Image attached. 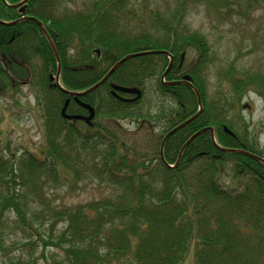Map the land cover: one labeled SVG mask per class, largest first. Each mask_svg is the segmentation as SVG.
<instances>
[{
	"label": "trees",
	"instance_id": "obj_1",
	"mask_svg": "<svg viewBox=\"0 0 264 264\" xmlns=\"http://www.w3.org/2000/svg\"><path fill=\"white\" fill-rule=\"evenodd\" d=\"M22 1L0 0V98L15 102L28 88L40 110L42 143L34 151L0 153V264H185L191 246L192 264H264V143L228 118L246 88L264 99V76L231 79V102H209L210 46L187 28L183 7L169 17L149 13L150 26L138 31L129 26L136 19L129 0H95L86 10H68L65 2L73 0H27L20 12L15 5ZM37 23L46 28L58 60ZM188 49L195 54L185 55L181 75L190 77L200 105L191 86L163 82L177 79L180 55ZM148 51L167 55L127 60L110 77L138 88V101L116 100L105 82L78 98L95 111L90 123L63 119L67 99V115L85 117L86 111L49 80L58 65L59 86L77 93L125 56ZM168 55L174 64L163 78ZM150 89L155 98L147 103ZM167 101L174 108H166ZM199 108L160 153L165 136ZM123 120L138 129L147 124L156 141L151 158L131 157L119 136ZM209 128L216 144L207 130L200 133L176 165L188 139ZM225 173L231 181L226 186L220 182ZM87 181L111 193L72 205H51L42 196Z\"/></svg>",
	"mask_w": 264,
	"mask_h": 264
},
{
	"label": "rangeland",
	"instance_id": "obj_2",
	"mask_svg": "<svg viewBox=\"0 0 264 264\" xmlns=\"http://www.w3.org/2000/svg\"><path fill=\"white\" fill-rule=\"evenodd\" d=\"M91 2L95 0L66 1L65 5L68 10H86ZM178 6L184 8L187 28L203 34L210 46L209 62L205 70L209 102L224 99L231 102V79L253 77L255 74L264 76V0H129L128 9L136 17L129 26L138 31L141 27L148 28L149 13L169 17ZM147 13L148 23L144 24V15ZM151 33L157 34L154 30ZM185 54L187 59H191L195 53L188 49ZM246 89L236 110L228 113V118L236 123L237 130L246 127L248 133L257 135L263 145L264 99L256 90ZM151 92L153 89L148 91L147 103L152 97L155 98ZM15 102L9 97L0 98V153L7 152L6 155L16 150L21 153L25 148L34 151L42 143V119L34 95L27 87H23L15 97ZM165 106L174 108L168 101ZM238 115L240 119H234ZM121 126L123 134L119 133V136L130 150L131 157L138 160L143 156L151 158L156 141L147 134V124L138 129L136 122L123 120ZM160 130L157 125L154 133ZM220 182L224 186L231 184L228 173L221 177ZM236 185L233 182L232 187ZM54 190L56 192L45 190L42 195L51 205H72L111 193L106 186L88 181L75 188L66 185ZM193 254L194 247L191 246L185 264L193 263ZM35 259L41 262L39 252Z\"/></svg>",
	"mask_w": 264,
	"mask_h": 264
},
{
	"label": "water",
	"instance_id": "obj_3",
	"mask_svg": "<svg viewBox=\"0 0 264 264\" xmlns=\"http://www.w3.org/2000/svg\"><path fill=\"white\" fill-rule=\"evenodd\" d=\"M20 5V4H19ZM19 5H15V7H18ZM1 24V22H0ZM40 28L43 30L44 34L46 35L42 25L40 23H38ZM47 39L49 41V44H50V47L51 49L53 50L54 52V55L56 57V59L58 60V56H57V53L55 51V48H54V45L53 43L51 42V40L49 39V37L47 36ZM153 54H166V52H141V53H135V54H131V55H127L126 57H124L123 59H121L120 61H118L111 69L110 71L105 75V77L100 81L98 82L97 84H95L94 86L90 87L89 89L85 90V91H82V92H68L66 90H63L60 86H59V73H60V66L58 65L57 67V72L55 74V76H52L50 75V81L51 82H55V86H57L63 93H65L66 95L70 96V97H73L74 100L78 103L79 106H81L83 109L87 110L88 112V116L86 117H82V116H69L65 113L66 111V108L68 106V103H69V100L67 99L64 103V106L61 110V116L63 117V119L65 120H68V121H77V120H82L86 123H90V121L94 118L95 116V113H94V110L92 107H90L89 105H86V104H83L81 102L78 101V98L79 97H82V96H85L86 94H89L91 92H93L94 90H96L99 86H101L102 84H104L108 78L112 75V73L120 66L122 65L125 61L127 60H130V59H133V58H137V57H142V56H148V55H153ZM183 59H184V54L181 55V60H180V66L183 62ZM171 63H172V60H171ZM170 63V65H171ZM170 65L169 67L167 68L165 74L169 71L170 69ZM190 77L189 76H184L183 79H182V82L187 84V85H190ZM191 86V85H190ZM112 89H113V92H118V93H122V94H126V95H135V98L133 99V101H137L140 99L141 97V92L136 89V88H126V87H121V86H116V85H112ZM194 90V89H193ZM195 91V90H194ZM196 93V96H197V101H198V104L200 105V98L198 96V93L197 91H195ZM122 100V99H121ZM124 102H130V101H126V100H122ZM201 113V108H199L198 112L193 116L191 117L190 119H188L187 121H185L184 123L178 125L177 127H175L173 130H171L166 136L165 138L163 139L162 141V145H161V152L162 153V147H163V144L164 142L172 135L174 134L176 131L180 130L181 128H183L184 126H186L187 124H189L190 122H192L193 120H195ZM208 131L210 133V137L212 139V141L215 143V140H214V135H213V131L211 128L209 129H204L202 131H199L197 133H195L193 136H191L188 141L184 144V146L182 147L181 149V152H180V155L178 157V160H177V163L176 165L178 164L179 162V159L181 157V153L183 152V150L188 146V144L195 138L197 137L200 133L202 132H205V131ZM225 151H229V152H239L241 154H244L246 156H249L253 159H258V160H261L259 159V157L255 156V155H252V154H249V153H246V152H243V151H234V150H225Z\"/></svg>",
	"mask_w": 264,
	"mask_h": 264
},
{
	"label": "flooded vegetation",
	"instance_id": "obj_4",
	"mask_svg": "<svg viewBox=\"0 0 264 264\" xmlns=\"http://www.w3.org/2000/svg\"><path fill=\"white\" fill-rule=\"evenodd\" d=\"M27 0H23L22 2H20L18 5V7H15V8H20V12H23V8H22V5L23 4H25V2H26ZM37 25H38V27L40 28V26H39V24L37 23ZM42 25V24H41ZM42 27H43V25H42ZM43 29H44V31H45V33H46V35L44 34V32H43V30L40 28V30H41V32H42V34L47 38V36H48V33H47V30H46V28L45 27H43ZM49 37V36H48ZM50 39V38H49ZM97 54H98V56H99V52H97ZM165 55V54H164ZM180 59H181V55H180ZM168 60H169V62H168V66H167V68L169 67V65H170V63H171V60H172V63H171V65H170V69L172 68V66H173V64H174V58H172V56L171 55H169L168 56ZM167 68L165 69V71H164V73H163V78L165 77V75L170 71V69H169V71L165 74V72H166V70H167ZM181 68H182V65L180 66V60H179V63H178V66H177V71H178V74H176V78L177 79H174V80H170V81H168V80H164L163 82H164V84L166 85V86H171V85H176V84H181L182 83V79H183V77H182V75H181ZM111 69V68H110ZM110 69H109V71H110ZM108 71V72H109ZM111 77V76H110ZM108 78V80L106 81L107 82V84H108V87H109V93H110V95H112L116 100H118V101H120V102H123V103H134V102H136V101H133V99L135 98V95H126V94H122V93H118V92H113V89H112V85H116V86H119V85H117L115 82H112L111 81V78ZM49 80H50V76H49ZM123 87V86H122ZM142 93V92H141ZM142 96V95H141ZM126 100V101H130V102H124V101H122V100ZM75 101V100H74ZM91 107V106H90ZM85 110V109H84ZM86 111V115L85 116H87V114H88V112H87V110H85ZM94 113H95V111H94ZM95 117V116H94Z\"/></svg>",
	"mask_w": 264,
	"mask_h": 264
}]
</instances>
